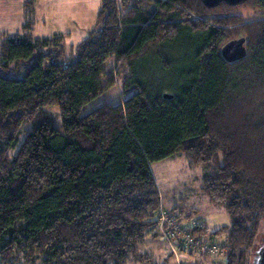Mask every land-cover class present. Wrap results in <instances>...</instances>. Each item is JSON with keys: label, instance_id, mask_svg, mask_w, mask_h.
<instances>
[{"label": "trees", "instance_id": "obj_1", "mask_svg": "<svg viewBox=\"0 0 264 264\" xmlns=\"http://www.w3.org/2000/svg\"><path fill=\"white\" fill-rule=\"evenodd\" d=\"M100 1L76 45L33 36V0L18 38H0V264H158L138 251L161 207L150 164L178 155L205 169L200 192L230 219L213 233L198 222L224 251L190 258L251 264L264 222V0ZM239 7L255 19L241 25ZM180 35L192 50L170 100L130 74L129 97L81 114L124 67ZM240 37L245 56L226 62L221 46Z\"/></svg>", "mask_w": 264, "mask_h": 264}, {"label": "rangeland", "instance_id": "obj_2", "mask_svg": "<svg viewBox=\"0 0 264 264\" xmlns=\"http://www.w3.org/2000/svg\"><path fill=\"white\" fill-rule=\"evenodd\" d=\"M63 1L56 0L58 5L56 6L61 7ZM65 1L67 3L70 0ZM94 1L83 0V4L94 3ZM245 11L240 7L233 11L234 15L242 20L241 25L251 23L256 17V13H245ZM187 39L185 35L177 36L170 43L157 45L150 49L145 56L133 62L130 68L124 67L116 77L115 85L86 104L81 114L85 115L104 104L117 105L123 98L129 97L136 90L135 87L130 91L127 88L123 98L121 89L124 86L125 76L130 74L133 77L131 83H134L135 86H143L151 98H154L157 94L173 93L178 86L179 73L184 70L187 56L190 55L189 52L192 50V44ZM79 41L81 39H75L74 36L67 41V44L76 45ZM104 68L106 71L115 74L113 59L108 60ZM45 111L52 117L53 127L61 131L58 108L51 106L45 108ZM150 169L159 192L161 208L166 213H172V210H175V213L190 212L192 213V219L202 224L209 233L227 228L230 225V219L225 210L210 204L200 192L201 178L205 169L200 166L191 167L181 155L153 162L150 164ZM192 210L195 212H192ZM263 231L264 222L256 239L254 251L261 244ZM138 251L152 256L158 264H176L175 257L171 255L169 244L163 237L158 236L157 229L145 234ZM180 262L181 264H188V259L184 256L180 257Z\"/></svg>", "mask_w": 264, "mask_h": 264}, {"label": "crops", "instance_id": "obj_3", "mask_svg": "<svg viewBox=\"0 0 264 264\" xmlns=\"http://www.w3.org/2000/svg\"><path fill=\"white\" fill-rule=\"evenodd\" d=\"M33 1L35 8L33 36L36 38H46L55 34H64L66 35V41L74 36L75 39L83 40L87 32L93 27L96 15L101 6V1L98 0H95L94 3L85 4H83V0H70L67 3L64 0L61 7H57L56 0ZM22 21L23 0H0V33H7V35H3L0 38H18L21 34ZM171 255L175 257L176 264H181L180 257L183 256L174 254L172 251ZM186 258L188 259V264L223 263L222 257L205 259L199 263L196 262V259Z\"/></svg>", "mask_w": 264, "mask_h": 264}, {"label": "built area", "instance_id": "obj_4", "mask_svg": "<svg viewBox=\"0 0 264 264\" xmlns=\"http://www.w3.org/2000/svg\"><path fill=\"white\" fill-rule=\"evenodd\" d=\"M157 233L169 244L170 250L179 256L204 257L223 253L224 237L212 238L197 234L201 225L180 214L158 210Z\"/></svg>", "mask_w": 264, "mask_h": 264}, {"label": "water", "instance_id": "obj_5", "mask_svg": "<svg viewBox=\"0 0 264 264\" xmlns=\"http://www.w3.org/2000/svg\"><path fill=\"white\" fill-rule=\"evenodd\" d=\"M206 6L213 7L219 4L220 2H226L230 5H237L244 0H201ZM245 38L240 37L238 39H232L220 48V56L226 62H234L242 59L245 56ZM171 95L167 93L162 94L163 99L170 100ZM251 264H264V231L261 244L256 248L253 253Z\"/></svg>", "mask_w": 264, "mask_h": 264}]
</instances>
